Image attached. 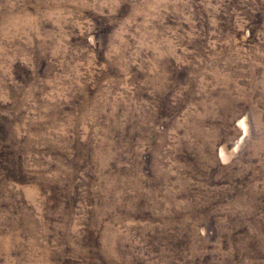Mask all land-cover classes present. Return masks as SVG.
I'll use <instances>...</instances> for the list:
<instances>
[{"label":"rangeland","instance_id":"rangeland-1","mask_svg":"<svg viewBox=\"0 0 264 264\" xmlns=\"http://www.w3.org/2000/svg\"><path fill=\"white\" fill-rule=\"evenodd\" d=\"M0 264H264V0H0Z\"/></svg>","mask_w":264,"mask_h":264}]
</instances>
